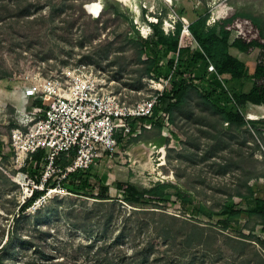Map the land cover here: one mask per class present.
<instances>
[{
	"label": "rangeland",
	"instance_id": "374dc122",
	"mask_svg": "<svg viewBox=\"0 0 264 264\" xmlns=\"http://www.w3.org/2000/svg\"><path fill=\"white\" fill-rule=\"evenodd\" d=\"M29 2L32 18L45 16L48 23H0V250L4 248L0 264H98L94 254L104 246L102 251L113 260H129L124 255H131L136 245L146 248L149 260H160L159 264L264 260V250L253 239L240 237L250 234L246 215L239 225L224 230L217 220L200 215L195 219L197 206L177 198L178 192L188 193L220 211L226 204L250 208L249 202L236 196L237 191L248 194V187L254 197H264V126L255 129L228 124L205 100L207 92L213 90L232 95L247 94L254 85L264 87V80L255 78L256 68L264 66L262 49L241 53L231 48V55L246 65V77L239 81L216 77L209 69L192 73L181 68L180 74L189 85L184 103L169 110L174 100L159 101L157 114L164 119L161 129L153 125L90 167L91 188L85 195L58 187L62 176H56L47 190H39H45V195L20 214L27 199L26 183L18 176L27 174L25 168L34 175L37 171L33 162H16L11 146L12 131L30 126L34 109L43 106V82L68 84L67 75L71 80L82 76L104 84L129 103L155 96L159 84L168 81L170 89L180 78L174 82L167 78L170 57L163 52L158 63L160 79L147 73L153 49L138 58L137 43L152 38L151 24L168 35L175 32L177 21L190 24L209 15L207 25L213 26L237 12L264 15V0ZM82 2L85 14L80 13ZM89 4L99 6V16L88 12ZM233 32H240L236 25ZM197 49V45L192 47ZM229 110H240L248 121L264 119V104L241 109L230 104ZM119 182H130L140 189L165 183L170 189L159 207L135 205L122 200L115 187ZM255 236L264 239L261 226H257ZM112 242L116 244L110 247Z\"/></svg>",
	"mask_w": 264,
	"mask_h": 264
},
{
	"label": "trees",
	"instance_id": "16d2710c",
	"mask_svg": "<svg viewBox=\"0 0 264 264\" xmlns=\"http://www.w3.org/2000/svg\"><path fill=\"white\" fill-rule=\"evenodd\" d=\"M29 0H0V23L14 22L15 20H21L27 25L33 26L37 23H48L49 20L45 16L32 18L33 13L30 9ZM83 2L80 5V13L85 14L83 10ZM107 9V7H106ZM209 15L201 16L193 20L187 29L184 28V24L181 21H177L175 32L171 34H165V32L155 24H151L153 28V36L144 44L137 43L139 47L138 58L141 59L143 55H146L150 49L154 50L152 58H150L149 65L147 67V73L156 74L161 77V70L158 67L160 60V53L169 55L170 59L167 63L168 77L173 82L180 78L179 83L174 82L172 87L168 89L166 86L162 96V99L170 98L171 101L168 108L172 110L174 107L184 103L185 98L189 91V85L187 81L182 78L180 74L181 68L185 70L195 69H208L209 66H213L215 69V76H229L234 81L242 80L246 77V65L239 61L237 58L231 55L230 49L234 48L241 53H247L250 49H262L264 50V15L253 12H237L230 14L229 16L221 18L215 25L208 26L207 22ZM75 21V20H74ZM76 22V21H75ZM235 25L240 32L234 35L233 30ZM64 29V27H62ZM189 34V36L186 35ZM197 45L196 51L192 50V47ZM179 61L180 64H177ZM192 72V73H193ZM194 75V74H193ZM196 76H194L195 78ZM165 78V79H167ZM255 78L264 80V66H259L255 71ZM198 79V78H196ZM164 81V80H163ZM205 100L213 106V109L222 115L224 122L235 125L238 128L251 125L255 127L257 125L264 126V119L260 121H248L245 115L240 111L229 110L230 104H234L237 109H241L251 104L254 106H261L264 104V87L254 85L249 93H234L230 95L228 92H218L213 90L207 92ZM159 104V102H158ZM157 107L155 109L153 119L150 121L159 130L163 125V118H160L157 113ZM16 123H12V126L16 127ZM4 159V158H3ZM44 150L38 151L34 156L32 162L36 169V175L30 173L25 168L23 169L29 177L34 181L36 185L42 183V175L44 169ZM63 157L60 162L62 169L68 166ZM90 175L91 171L78 170L73 173H68L59 182V186L74 195H85L90 191ZM62 176V174L58 175ZM253 178L255 176H252ZM49 180L44 184L47 190V186L50 184ZM116 190L121 194L122 200L127 203L135 205L148 204L159 207L164 203L168 196V190L170 186L163 184H156L151 188H138L130 182H119L116 184ZM248 194L241 191H237L236 196L243 201H247L251 204L247 210L242 209L238 204H226L220 211H214L202 202L195 200L190 194L184 192H178L177 198L181 202L195 207L197 206L196 216H203L209 220H217V225L222 229L227 230L232 225H239L243 215L247 216L246 227L250 234H240V237L246 240H252L264 250V239L255 236L257 226L262 227L264 231V197H254L253 191L250 187ZM45 190H34L33 195L28 198L20 209V214L31 207L37 200L45 195ZM108 200L110 198H97ZM254 225L250 228L251 224ZM136 235H134V238ZM119 240V238L117 239ZM107 245V242H105ZM116 242H112L110 247L115 246ZM90 246V248H93ZM103 248H106L105 246ZM101 248L94 254L98 264H159L160 260H149L151 258L150 253L136 245L133 247L134 252L131 255L125 254L129 260H113L112 257L105 253ZM4 249V248H3ZM0 250V253L2 250ZM119 251H122L120 248ZM260 258L258 255H256ZM1 257V254H0ZM92 262V261H90ZM57 264H71L68 261L58 262ZM72 264H81L72 262ZM189 264H195V261H190ZM242 264H264V260H244Z\"/></svg>",
	"mask_w": 264,
	"mask_h": 264
},
{
	"label": "built area",
	"instance_id": "2783aa9c",
	"mask_svg": "<svg viewBox=\"0 0 264 264\" xmlns=\"http://www.w3.org/2000/svg\"><path fill=\"white\" fill-rule=\"evenodd\" d=\"M189 25L186 22L184 28ZM208 69L215 74L213 66ZM67 78L68 84L43 82V106L34 109L30 126L12 131L11 146L21 165L32 162L33 156L44 150L42 183L36 185L28 174L18 176L26 183L25 199L54 177L62 174L64 178L68 173L87 170L103 157L112 156L122 142L151 130L154 124L150 119L169 84H159L155 96L129 103L108 91L104 84L82 76ZM63 157L69 163L65 169L60 166Z\"/></svg>",
	"mask_w": 264,
	"mask_h": 264
},
{
	"label": "bare ground",
	"instance_id": "6f19581e",
	"mask_svg": "<svg viewBox=\"0 0 264 264\" xmlns=\"http://www.w3.org/2000/svg\"><path fill=\"white\" fill-rule=\"evenodd\" d=\"M120 1L129 2V0H120ZM98 7L99 6H97L96 4H89V5L86 6L88 12L90 14L94 15L95 17L99 16V14H100V11H99Z\"/></svg>",
	"mask_w": 264,
	"mask_h": 264
},
{
	"label": "crops",
	"instance_id": "0c3cea01",
	"mask_svg": "<svg viewBox=\"0 0 264 264\" xmlns=\"http://www.w3.org/2000/svg\"><path fill=\"white\" fill-rule=\"evenodd\" d=\"M230 52H231V49H230ZM253 118V116H251Z\"/></svg>",
	"mask_w": 264,
	"mask_h": 264
},
{
	"label": "water",
	"instance_id": "95a60500",
	"mask_svg": "<svg viewBox=\"0 0 264 264\" xmlns=\"http://www.w3.org/2000/svg\"><path fill=\"white\" fill-rule=\"evenodd\" d=\"M87 9V8H86Z\"/></svg>",
	"mask_w": 264,
	"mask_h": 264
}]
</instances>
